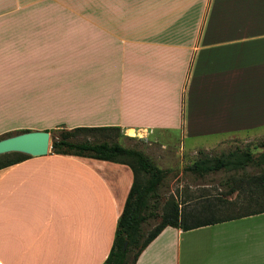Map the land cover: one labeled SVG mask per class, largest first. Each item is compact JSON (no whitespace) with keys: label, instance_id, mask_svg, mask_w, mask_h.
<instances>
[{"label":"crops","instance_id":"crops-1","mask_svg":"<svg viewBox=\"0 0 264 264\" xmlns=\"http://www.w3.org/2000/svg\"><path fill=\"white\" fill-rule=\"evenodd\" d=\"M15 13L32 17L30 51L73 57L52 74L77 127L181 164L264 129V0H0ZM132 182L126 165L51 152L0 170V264H103ZM135 264H264V213L167 227Z\"/></svg>","mask_w":264,"mask_h":264},{"label":"rangeland","instance_id":"rangeland-1","mask_svg":"<svg viewBox=\"0 0 264 264\" xmlns=\"http://www.w3.org/2000/svg\"><path fill=\"white\" fill-rule=\"evenodd\" d=\"M30 19L32 17L27 13L0 14V140L24 132L44 131L50 134L51 144L53 139L63 133L78 128L71 124L75 121V110H69L70 103L62 96V80L52 74L65 66L67 72L74 70L73 57L42 56L39 46H34L30 51V29L27 28ZM40 20H47V17L42 16ZM59 71L62 73L61 69ZM169 138V144L172 145L179 136L171 134ZM69 139L80 143L119 142L126 148L141 152L147 149L140 142L120 140L116 131L76 132ZM263 144L264 129L254 135L230 138L202 155L185 159L184 164L175 158H171L168 163L154 159L156 163H153L167 171V174L157 189L155 199L150 200L151 211L157 218L148 219L142 226L143 234L146 236L159 224L161 215L172 202L183 208L206 200L220 201L223 210L230 213L237 207L245 206L255 190L252 179L264 173V165L258 167L254 163L244 171L219 170L202 176L187 168L200 157L219 158L236 148L249 150L256 158L264 151ZM230 189H234L232 194H229ZM133 252L129 254V260Z\"/></svg>","mask_w":264,"mask_h":264},{"label":"trees","instance_id":"trees-1","mask_svg":"<svg viewBox=\"0 0 264 264\" xmlns=\"http://www.w3.org/2000/svg\"><path fill=\"white\" fill-rule=\"evenodd\" d=\"M107 131H117V129L78 127L53 139L50 144V152L55 155L118 163L128 166L132 171V186L117 221L111 250L103 264H135L143 250L167 227L189 231L264 213L263 173L252 179L255 190L250 194L245 206L237 207L230 213L223 210L220 201L206 200L194 206L185 205L183 208L172 202L167 211L161 215L159 224L145 236L142 226L148 219L157 218V215L151 211L150 200L155 199L157 189L166 177L167 171L159 169L143 152L125 148L119 142L80 143L69 139L76 132ZM261 146L264 148V144ZM29 158L30 156L17 153L3 155L0 157V170ZM254 163L258 167L264 165V151L255 158L251 151L237 148L227 154H222L219 158L200 157L187 170L202 176L219 170L244 171ZM233 192L234 189L229 190V194ZM132 251L134 252L129 260V254Z\"/></svg>","mask_w":264,"mask_h":264},{"label":"water","instance_id":"water-1","mask_svg":"<svg viewBox=\"0 0 264 264\" xmlns=\"http://www.w3.org/2000/svg\"><path fill=\"white\" fill-rule=\"evenodd\" d=\"M49 152L50 134L44 131L24 132L0 140V157L13 153L42 157Z\"/></svg>","mask_w":264,"mask_h":264},{"label":"bare ground","instance_id":"bare-ground-1","mask_svg":"<svg viewBox=\"0 0 264 264\" xmlns=\"http://www.w3.org/2000/svg\"><path fill=\"white\" fill-rule=\"evenodd\" d=\"M132 134V132H130ZM102 165V164H101Z\"/></svg>","mask_w":264,"mask_h":264}]
</instances>
